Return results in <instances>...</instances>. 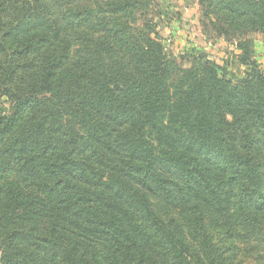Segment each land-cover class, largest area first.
Returning a JSON list of instances; mask_svg holds the SVG:
<instances>
[{"label": "trees", "instance_id": "trees-1", "mask_svg": "<svg viewBox=\"0 0 264 264\" xmlns=\"http://www.w3.org/2000/svg\"><path fill=\"white\" fill-rule=\"evenodd\" d=\"M136 4L0 0V264H264V74L171 82ZM219 5L264 34V0Z\"/></svg>", "mask_w": 264, "mask_h": 264}, {"label": "rangeland", "instance_id": "rangeland-1", "mask_svg": "<svg viewBox=\"0 0 264 264\" xmlns=\"http://www.w3.org/2000/svg\"><path fill=\"white\" fill-rule=\"evenodd\" d=\"M135 1L133 8L121 13L122 20L162 44L170 59L171 82H176L184 71L198 69L203 59L220 66L233 83L245 77L250 63L264 74V34L229 22L219 0ZM0 110L5 117L11 115L10 103L1 94ZM152 204L176 232L190 214L188 210L177 212L156 199Z\"/></svg>", "mask_w": 264, "mask_h": 264}]
</instances>
